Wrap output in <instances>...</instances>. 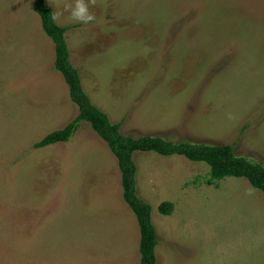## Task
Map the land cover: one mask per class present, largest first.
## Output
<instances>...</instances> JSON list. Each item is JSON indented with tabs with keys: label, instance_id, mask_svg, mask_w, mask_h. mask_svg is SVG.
<instances>
[{
	"label": "rangeland",
	"instance_id": "374dc122",
	"mask_svg": "<svg viewBox=\"0 0 264 264\" xmlns=\"http://www.w3.org/2000/svg\"><path fill=\"white\" fill-rule=\"evenodd\" d=\"M32 2L0 0V264H139L117 161L90 125L33 147L78 109ZM69 2L46 0L65 18ZM86 2L93 21L59 26L76 25L69 60L122 135L229 144L264 165V0ZM133 159L156 264H264L263 192L244 178L207 185L209 167L182 156Z\"/></svg>",
	"mask_w": 264,
	"mask_h": 264
},
{
	"label": "trees",
	"instance_id": "16d2710c",
	"mask_svg": "<svg viewBox=\"0 0 264 264\" xmlns=\"http://www.w3.org/2000/svg\"><path fill=\"white\" fill-rule=\"evenodd\" d=\"M32 9L38 15L43 32L54 45V69L60 73L68 88L69 99L77 106L74 120L60 130L48 133L35 143V149L56 143L68 142L81 122L107 144L117 161L124 203L134 214L139 229V264H156V230L152 223L151 207L136 193L137 165L134 153H156L161 156L178 155L192 162H203L209 167V175L202 181L212 185L225 177L244 178L249 184L264 193V165L251 159L236 156L232 145H207L204 143L179 142L155 136H124L121 123H113L108 114L98 108L85 92L79 71L69 60L66 32L75 26L61 27L51 20L53 13L46 0H33ZM171 202H163L158 210L163 215L173 211Z\"/></svg>",
	"mask_w": 264,
	"mask_h": 264
},
{
	"label": "clouds",
	"instance_id": "9594fccd",
	"mask_svg": "<svg viewBox=\"0 0 264 264\" xmlns=\"http://www.w3.org/2000/svg\"><path fill=\"white\" fill-rule=\"evenodd\" d=\"M68 11V16L65 18L63 12L55 10L51 14V20L58 25H63L66 21L88 24L95 19L94 15L89 11V6L86 0H71L64 5Z\"/></svg>",
	"mask_w": 264,
	"mask_h": 264
},
{
	"label": "crops",
	"instance_id": "0c3cea01",
	"mask_svg": "<svg viewBox=\"0 0 264 264\" xmlns=\"http://www.w3.org/2000/svg\"><path fill=\"white\" fill-rule=\"evenodd\" d=\"M79 74H80V71H79ZM81 76V75H80ZM81 81H82V86H83V88H84V90L86 91V93L88 94V91L86 90V88H85V86H84V84H83V80L81 79ZM88 96L90 97V95L88 94ZM90 99H91V97H90ZM91 101H92V99H91ZM93 102V101H92ZM97 106V105H96ZM98 107V106H97ZM99 108V107H98ZM102 110V109H101Z\"/></svg>",
	"mask_w": 264,
	"mask_h": 264
}]
</instances>
